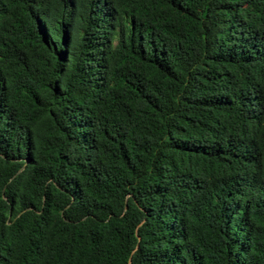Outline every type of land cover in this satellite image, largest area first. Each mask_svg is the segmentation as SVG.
<instances>
[{"label":"trees","instance_id":"16d2710c","mask_svg":"<svg viewBox=\"0 0 264 264\" xmlns=\"http://www.w3.org/2000/svg\"><path fill=\"white\" fill-rule=\"evenodd\" d=\"M0 264H264V0H0Z\"/></svg>","mask_w":264,"mask_h":264}]
</instances>
